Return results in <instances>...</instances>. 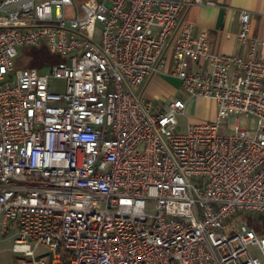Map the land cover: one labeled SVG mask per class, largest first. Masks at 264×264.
<instances>
[{
	"label": "built area",
	"instance_id": "1",
	"mask_svg": "<svg viewBox=\"0 0 264 264\" xmlns=\"http://www.w3.org/2000/svg\"><path fill=\"white\" fill-rule=\"evenodd\" d=\"M190 4L212 2L0 0V242L26 264H261L264 237L239 213H264V61L176 32ZM239 21L242 42L250 13ZM24 46L61 61L17 71ZM166 50L168 75L216 105L182 135L187 101L156 111L138 96ZM229 112L256 117L254 135L238 118L220 134Z\"/></svg>",
	"mask_w": 264,
	"mask_h": 264
},
{
	"label": "crops",
	"instance_id": "2",
	"mask_svg": "<svg viewBox=\"0 0 264 264\" xmlns=\"http://www.w3.org/2000/svg\"><path fill=\"white\" fill-rule=\"evenodd\" d=\"M209 1L212 2V5L197 6L190 4V6H187L178 20L176 32H178L182 23L187 22L193 26L194 35L198 36L201 33L205 35L208 49L211 53L237 54L242 59H247L253 47L254 57L264 61V15L261 14L264 0ZM242 11L250 13V29L248 39L240 42L238 38L241 30L239 16ZM249 39L256 40V43L253 45ZM165 55L167 58L171 56L170 51L166 50ZM170 61L172 63L171 57ZM166 68H163V70L159 68V72L152 71L138 90V96L141 101L149 103L152 109L156 111L161 110L164 106L155 103L156 97H160L165 104L168 95L175 93V90H173L167 80L170 75H168ZM172 99L174 98L169 100ZM190 99L198 106L197 109H199L203 118L213 119L215 117L216 105L213 101L202 98ZM187 103L189 104L188 101ZM195 122H198V120H195Z\"/></svg>",
	"mask_w": 264,
	"mask_h": 264
},
{
	"label": "rangeland",
	"instance_id": "3",
	"mask_svg": "<svg viewBox=\"0 0 264 264\" xmlns=\"http://www.w3.org/2000/svg\"><path fill=\"white\" fill-rule=\"evenodd\" d=\"M78 3H82L85 0H77ZM18 56L15 59V69L21 70V69H33L36 70L42 74H50L52 71V68L54 66H56L61 59L55 55H53V61L50 62L47 65H44V67L42 69H36V68H29L27 66V57L25 55H21V48L18 49ZM171 53V52H170ZM170 57L169 56L168 59V65L166 70L169 71L168 69L171 66V61H170ZM170 64V65H169ZM167 80L169 81L170 86L173 88V90H175L174 94H169L167 97V101L165 104L169 103V99L171 98H181L182 100L188 101L189 104L185 110V112L183 114H179L176 116V120H177V133L178 134H185L187 131V127L189 125V123L195 122V120L198 121H212L213 119L210 118H203V116L201 115L198 106H196L191 99L189 98V95L187 93H185L183 87H182V83H180L181 81H179V79L176 78H172L170 76L167 77ZM50 86L52 88L53 92L56 93H63L65 91V87H66V81L64 79L61 78H51L50 79ZM155 103L156 104H160L161 106L165 105L163 103V100L160 97H156L155 98ZM236 118H238V126L241 129H245L247 130V133L249 134V136H253L256 131L257 128V118L251 115H245V114H240L237 112H229L226 116H224L220 121V134L222 135H228L231 134L233 132L234 126H235V120ZM239 216L241 217L243 223L246 224V214L245 213H239ZM236 214H233V216H231V219H235ZM12 245H13V239H6L2 242H0V252H1V258H2V263L3 264H26L27 263V259L21 255V254H14L12 252ZM251 254L255 257H258L261 260V264H264V257L262 255V253L257 250L256 248H251L250 249ZM46 252L45 248H40V250L38 251L39 254ZM44 259L48 260V256H44Z\"/></svg>",
	"mask_w": 264,
	"mask_h": 264
},
{
	"label": "trees",
	"instance_id": "4",
	"mask_svg": "<svg viewBox=\"0 0 264 264\" xmlns=\"http://www.w3.org/2000/svg\"><path fill=\"white\" fill-rule=\"evenodd\" d=\"M27 57V66L29 68L42 69L44 65L53 61V55L44 46L41 47H21V55ZM246 224L252 228L258 236L264 237V213L246 214Z\"/></svg>",
	"mask_w": 264,
	"mask_h": 264
},
{
	"label": "water",
	"instance_id": "5",
	"mask_svg": "<svg viewBox=\"0 0 264 264\" xmlns=\"http://www.w3.org/2000/svg\"><path fill=\"white\" fill-rule=\"evenodd\" d=\"M48 264H50V263H48Z\"/></svg>",
	"mask_w": 264,
	"mask_h": 264
}]
</instances>
